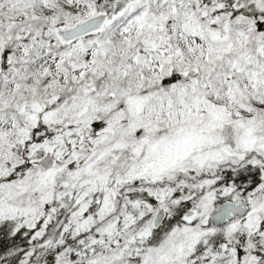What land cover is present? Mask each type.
Wrapping results in <instances>:
<instances>
[{
    "label": "snow or ice",
    "instance_id": "obj_1",
    "mask_svg": "<svg viewBox=\"0 0 264 264\" xmlns=\"http://www.w3.org/2000/svg\"><path fill=\"white\" fill-rule=\"evenodd\" d=\"M0 264H264V0H0Z\"/></svg>",
    "mask_w": 264,
    "mask_h": 264
}]
</instances>
